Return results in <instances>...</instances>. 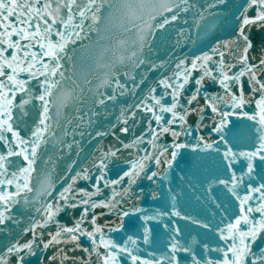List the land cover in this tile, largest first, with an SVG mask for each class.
I'll return each mask as SVG.
<instances>
[{"label":"snow or ice","instance_id":"snow-or-ice-1","mask_svg":"<svg viewBox=\"0 0 264 264\" xmlns=\"http://www.w3.org/2000/svg\"><path fill=\"white\" fill-rule=\"evenodd\" d=\"M0 264H264V0H0Z\"/></svg>","mask_w":264,"mask_h":264},{"label":"water","instance_id":"water-1","mask_svg":"<svg viewBox=\"0 0 264 264\" xmlns=\"http://www.w3.org/2000/svg\"><path fill=\"white\" fill-rule=\"evenodd\" d=\"M144 206H145V207H151L150 205H148V204H147V202L145 203V205H144ZM61 219H63V217H61ZM193 235L195 236V234H193ZM196 239L198 240V239H199V237L197 236V237H196ZM213 246H214V245H213Z\"/></svg>","mask_w":264,"mask_h":264}]
</instances>
